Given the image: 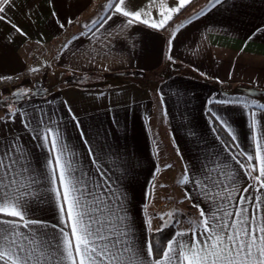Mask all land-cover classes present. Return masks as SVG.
Listing matches in <instances>:
<instances>
[{"label":"crops","instance_id":"obj_1","mask_svg":"<svg viewBox=\"0 0 264 264\" xmlns=\"http://www.w3.org/2000/svg\"><path fill=\"white\" fill-rule=\"evenodd\" d=\"M110 2L16 0L7 15L27 36L15 34L0 22V77L27 72L32 79L0 90V100L17 87L38 92L30 100L24 98L25 106L55 113L53 118L69 159L75 154L85 170L95 173L71 109L99 157L98 165L107 166L105 171L111 169L108 175L124 201L127 222L137 243L143 244L155 233L148 230L146 222L151 219L154 230L164 222L162 216L168 218L163 205L170 189L178 201L197 211V219L199 209L193 204L206 207L198 188L179 182L185 168L192 169L199 180L204 165L215 166L210 161L217 153L219 159L227 157L229 167L241 175L247 169H241L231 155L235 153L245 164L251 163L246 157L254 155L257 141L253 139L249 110L216 101L240 98L264 103V0H228L219 8H213L211 0H191L170 31L139 23L124 27L126 18L117 16L108 32L119 31L118 26L124 31L118 40L109 38V47H104L89 28L93 19L107 14ZM130 3L137 8L148 0ZM174 4L175 0H167V6ZM158 6L159 0L151 9L155 19H160ZM177 28L180 30L169 51L167 41ZM82 32L86 35L81 36ZM97 36L104 40L107 33L102 30ZM74 37L79 39L74 41ZM65 45H69L67 50ZM92 57L97 63L90 62ZM40 67L47 70L45 80L34 76L38 71H31ZM210 110L227 121L235 140ZM3 111L0 108V115ZM15 128L32 169L36 174L44 172L49 149L22 130L19 121ZM259 131L258 127L257 140ZM33 208L35 218L60 223L54 198L51 203ZM190 227L165 230L173 233Z\"/></svg>","mask_w":264,"mask_h":264},{"label":"snow or ice","instance_id":"obj_2","mask_svg":"<svg viewBox=\"0 0 264 264\" xmlns=\"http://www.w3.org/2000/svg\"><path fill=\"white\" fill-rule=\"evenodd\" d=\"M211 2L213 8L228 4V0ZM190 3L191 0H175L169 7L167 0H159L160 19H155L151 9L157 7V0H148L137 8L131 7L130 0H111L107 4V14L90 22L89 32L101 45L109 47V38L118 40L124 27L135 23L166 29L174 15ZM15 6L16 0H0V22L10 26L15 34L27 36L7 15ZM117 16L126 18L124 27L118 26L119 31L108 32L110 22ZM63 26L61 23L60 27ZM102 30L107 33L104 40L97 36ZM179 30L172 32L167 41L169 51ZM69 45H65L66 50ZM167 58L172 59L171 56ZM90 62L97 63L96 57ZM38 94L32 89L17 87L10 96L0 100V108L4 109L0 115V264H264V103L240 98L216 101L241 105L249 110L253 139L257 141L255 153L247 155L249 164L239 160L237 154L231 155V159L247 171L241 175L229 167L227 157L219 159L218 153L214 161H210L215 166L204 165L199 180L195 179L192 169L185 168L179 182L185 186L192 183L198 188L206 207L193 204L199 209V218L192 222L189 230L174 231L163 244L152 240L138 244L127 222L124 201L108 175L111 169L105 171L107 166L98 165L99 157L91 148L78 118L69 108L88 148L95 173L85 170L75 160V154L69 159L58 122L53 118L55 113L39 106L31 110L25 106L24 98L30 100ZM210 112L235 140L227 121L215 111ZM17 121L33 140L41 141V146L49 149L50 158L44 172L36 174L32 169L19 143L22 137L16 135ZM53 198L60 214L59 224H49L32 215L33 205L51 203ZM177 215L168 213L166 220L162 216L164 222L154 230L149 219L146 222L148 230L164 233L165 229L180 224V220L175 219Z\"/></svg>","mask_w":264,"mask_h":264},{"label":"rangeland","instance_id":"obj_3","mask_svg":"<svg viewBox=\"0 0 264 264\" xmlns=\"http://www.w3.org/2000/svg\"><path fill=\"white\" fill-rule=\"evenodd\" d=\"M34 76H38L41 80H45L47 76V70L44 75L42 73H38ZM29 79H32V76H30ZM24 80L26 81L28 79H24ZM173 195L174 194H172L170 189L169 197L164 199L163 209H167L168 213H173V212L178 213L175 219L180 220V224L177 226H185V227L191 226L192 222L197 220V211H195L189 205H186L185 202L178 201L177 197L176 196L174 197Z\"/></svg>","mask_w":264,"mask_h":264},{"label":"trees","instance_id":"obj_4","mask_svg":"<svg viewBox=\"0 0 264 264\" xmlns=\"http://www.w3.org/2000/svg\"><path fill=\"white\" fill-rule=\"evenodd\" d=\"M193 2V1H192ZM187 7H189V5L186 6L185 9H183L179 14H177L175 17H173V19L171 21H169V24L167 25L166 27V30L167 31H170L174 28V26L177 24L179 18L185 13V10L187 9ZM219 131V129H218ZM220 132V131H219ZM222 135V138L223 140L229 144V140L227 138V136H225V134H221ZM171 234V231L170 230H165L164 233H153L152 235V241L154 243L158 242V243H161L163 244L165 242V240L170 236Z\"/></svg>","mask_w":264,"mask_h":264},{"label":"built area","instance_id":"obj_5","mask_svg":"<svg viewBox=\"0 0 264 264\" xmlns=\"http://www.w3.org/2000/svg\"><path fill=\"white\" fill-rule=\"evenodd\" d=\"M37 73H42L44 75L46 73V68L40 67ZM29 78H30V74L27 72L4 77L3 79H0V90H6L10 87L16 86L20 84L24 79H29Z\"/></svg>","mask_w":264,"mask_h":264}]
</instances>
